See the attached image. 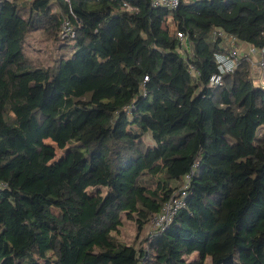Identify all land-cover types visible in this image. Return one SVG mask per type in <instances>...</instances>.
Masks as SVG:
<instances>
[{
  "label": "trees",
  "instance_id": "16d2710c",
  "mask_svg": "<svg viewBox=\"0 0 264 264\" xmlns=\"http://www.w3.org/2000/svg\"><path fill=\"white\" fill-rule=\"evenodd\" d=\"M219 32L264 47V0H0V264H264V88L246 57L208 86Z\"/></svg>",
  "mask_w": 264,
  "mask_h": 264
},
{
  "label": "built area",
  "instance_id": "2783aa9c",
  "mask_svg": "<svg viewBox=\"0 0 264 264\" xmlns=\"http://www.w3.org/2000/svg\"><path fill=\"white\" fill-rule=\"evenodd\" d=\"M152 5L155 7H164L168 11L173 12L178 7L179 0H152ZM128 10H131V8L128 7ZM176 35L179 39L183 38L179 33H176ZM218 36L225 38L226 42L231 44V47L232 45H235L237 43L236 39L226 36L221 32L218 33ZM60 38L62 40L74 38L73 27L70 21L67 19H64L62 21L60 27ZM231 49L232 50L229 53L219 52L214 55L216 72L209 78L208 86L210 88H219L222 85L223 76L233 73L238 65L239 59L242 58L236 48L232 47ZM252 50L257 53L258 58L251 63L258 69L261 76L264 77V47L260 49L252 48ZM191 73L194 74V70ZM130 110L131 108L127 107L126 114H129ZM189 177L190 175L185 176V184L183 185V187L180 188L178 193H175L174 196H172L168 201L164 203L159 214L152 219L151 223L154 230L163 231L166 225L172 220V217L175 215V213L179 210V208L183 206V199L185 197V191L187 189V181L189 180ZM3 186L4 185H0V188H3Z\"/></svg>",
  "mask_w": 264,
  "mask_h": 264
},
{
  "label": "rangeland",
  "instance_id": "374dc122",
  "mask_svg": "<svg viewBox=\"0 0 264 264\" xmlns=\"http://www.w3.org/2000/svg\"><path fill=\"white\" fill-rule=\"evenodd\" d=\"M170 28L173 29V27ZM24 52L26 58L34 62L35 64L49 63L53 59L57 58V55H60L59 50L55 49L54 45H52L51 42L47 41L40 33H34L26 38ZM254 84L258 85L256 81H254ZM145 138L148 144L153 145V141L151 139L150 134H147ZM45 143L54 145L49 140L45 141ZM65 150L55 149L56 156L54 161H57L62 158L64 156ZM152 229L153 228L150 226L147 231L142 232L138 241L142 240L148 234L149 231H152ZM115 236L116 239L122 244L133 243L136 237L135 224L131 221H125L120 229V232L117 233Z\"/></svg>",
  "mask_w": 264,
  "mask_h": 264
},
{
  "label": "crops",
  "instance_id": "0c3cea01",
  "mask_svg": "<svg viewBox=\"0 0 264 264\" xmlns=\"http://www.w3.org/2000/svg\"><path fill=\"white\" fill-rule=\"evenodd\" d=\"M232 47L236 48L239 52V55L241 57H246L248 58L251 62L255 61V59L258 58L257 53L252 50V47L249 46L246 43H239L237 42L235 45H232ZM231 44L226 42V46L224 47L225 51L228 52V50H232ZM255 52V53H254ZM252 76L254 78V81L257 82L258 86H261L264 88V77L261 76L260 72L258 69L252 64Z\"/></svg>",
  "mask_w": 264,
  "mask_h": 264
}]
</instances>
